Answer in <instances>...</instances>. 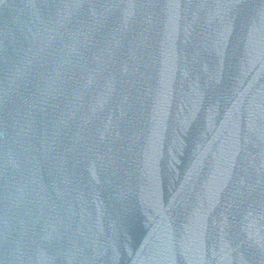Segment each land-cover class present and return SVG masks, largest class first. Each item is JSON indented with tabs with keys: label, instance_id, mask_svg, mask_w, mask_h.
Masks as SVG:
<instances>
[{
	"label": "water",
	"instance_id": "1",
	"mask_svg": "<svg viewBox=\"0 0 264 264\" xmlns=\"http://www.w3.org/2000/svg\"><path fill=\"white\" fill-rule=\"evenodd\" d=\"M0 264H264V0H0Z\"/></svg>",
	"mask_w": 264,
	"mask_h": 264
}]
</instances>
